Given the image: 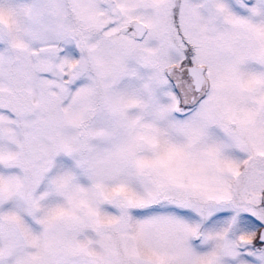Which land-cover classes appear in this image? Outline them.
<instances>
[{"label": "snow or ice", "instance_id": "1", "mask_svg": "<svg viewBox=\"0 0 264 264\" xmlns=\"http://www.w3.org/2000/svg\"><path fill=\"white\" fill-rule=\"evenodd\" d=\"M0 264H264V0H0Z\"/></svg>", "mask_w": 264, "mask_h": 264}]
</instances>
